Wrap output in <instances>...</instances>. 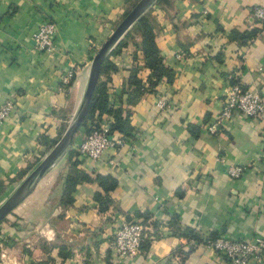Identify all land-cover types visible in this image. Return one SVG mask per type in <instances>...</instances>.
I'll return each instance as SVG.
<instances>
[{"label": "crops", "instance_id": "0c3cea01", "mask_svg": "<svg viewBox=\"0 0 264 264\" xmlns=\"http://www.w3.org/2000/svg\"><path fill=\"white\" fill-rule=\"evenodd\" d=\"M133 1L0 0V103L14 102L0 125V204L62 136L80 104L92 57ZM261 5L264 0H162L148 8L173 80L163 78L153 91L126 101L122 88L137 64L134 42L141 39L124 37L132 25L120 38L126 46L106 56L116 70L101 76L109 77L110 106L128 112L131 133L115 131L124 145L93 161L79 151L85 130L78 131L0 222V264H169L176 253L187 264H225L207 238H264V116L207 132L233 81L264 98V25L253 17ZM45 22L57 28L52 51L38 49L32 39ZM251 30L255 36H241ZM181 51L184 57L177 58ZM69 70L75 80L66 86L61 77ZM148 75L147 68L138 72L144 83ZM159 98L167 103L163 111L156 107ZM73 161L89 180L77 184L72 201L62 206ZM233 165L245 168L238 178L227 173ZM97 174L112 176L116 186L105 192ZM96 192L111 201L104 211ZM131 220L146 226L141 249L119 259L110 242ZM185 229L203 242L183 236ZM249 264H264V251Z\"/></svg>", "mask_w": 264, "mask_h": 264}, {"label": "built area", "instance_id": "2783aa9c", "mask_svg": "<svg viewBox=\"0 0 264 264\" xmlns=\"http://www.w3.org/2000/svg\"><path fill=\"white\" fill-rule=\"evenodd\" d=\"M253 17L264 25V5L253 9ZM56 29L54 22H45L39 25L32 33L34 45L40 50L52 51ZM184 55L185 53L181 51L177 53L176 57L182 58ZM74 76L73 70L67 71L61 77L62 84H68ZM166 105L163 98H159L156 102V107L162 111ZM13 107L14 102L11 98L0 103V125L10 115ZM262 116H264L262 95L248 89L238 81L229 86L216 119L207 126V132L215 134L218 130L230 126L237 118L254 120ZM111 120L112 118L92 121L97 124V127L91 126V130L79 144V151L93 161H97L107 149L117 150L124 145V139L110 131ZM244 170L245 168L241 165H233L228 167L227 173L232 178H238ZM145 230L146 226L141 220L123 221L115 229L110 242V248L115 256L123 259L139 252ZM207 246L222 255L225 264H249L252 258L258 257L264 250V238L229 239L217 237L207 241ZM169 264H187V262L182 254L176 253L171 257Z\"/></svg>", "mask_w": 264, "mask_h": 264}, {"label": "trees", "instance_id": "16d2710c", "mask_svg": "<svg viewBox=\"0 0 264 264\" xmlns=\"http://www.w3.org/2000/svg\"><path fill=\"white\" fill-rule=\"evenodd\" d=\"M161 1L162 0H157V2ZM132 33L135 35H140L141 39L138 42H134L136 50L133 54V60L137 64L130 69L126 84L122 88V93L126 94V101L128 103H132L137 100L145 91H153L163 78H166L168 82H171L174 77V71L167 65H165L160 50L156 45L154 39L153 24L151 23V17L148 12H145L138 18V20L131 27V30H129L124 35V37L133 38L134 35ZM255 35L256 30H251L248 33L241 34L243 38H251ZM124 46H126V42L123 39H120L115 47L111 49V54L118 53L121 47ZM139 59L141 60V64L138 63ZM141 68H147L149 70V75L147 77L146 83L142 82V79L138 76V72ZM107 70H116V66L109 61L108 57H106L101 65L99 75L100 79L98 80L92 94L89 104V111L78 131L84 128L85 134L87 135L91 130L90 126L87 125V121L91 119L92 121H99L100 119L97 120V117H99L103 113H109L112 117V120L110 122V131H116L121 133L123 136H126L129 135L132 131L129 114L128 112H126L123 115L121 107L113 108L112 106H110L107 94V82L109 81V77L105 80L101 78L103 73L105 71L107 72ZM236 82H238V80L233 81L232 84ZM76 164V161H73L69 165V171L65 177L64 189L60 198V204L62 206H67L72 201L71 193L75 189L77 184H79L81 181L89 180V177L86 174L75 168ZM95 179L96 181H98L99 185L105 192H108L110 189L114 188L117 183L116 180L109 175L103 176L101 174H97ZM94 199L96 202H98L100 211L106 210L111 203L108 196L102 195L100 192L95 193ZM182 235L187 236L189 239H195V242H203V239H201L198 233H196L194 230L185 229ZM216 238H207L206 241L214 240ZM190 250L191 247L189 251Z\"/></svg>", "mask_w": 264, "mask_h": 264}, {"label": "water", "instance_id": "95a60500", "mask_svg": "<svg viewBox=\"0 0 264 264\" xmlns=\"http://www.w3.org/2000/svg\"><path fill=\"white\" fill-rule=\"evenodd\" d=\"M157 0H138L132 9L123 17L110 36L97 50L91 60L88 80L80 105L68 124L67 129L53 148L24 177L11 194L0 204V222L20 204L34 189L46 171L69 149L74 135L85 120L89 104L98 82L100 69L109 51L114 47L124 33L150 8Z\"/></svg>", "mask_w": 264, "mask_h": 264}, {"label": "rangeland", "instance_id": "374dc122", "mask_svg": "<svg viewBox=\"0 0 264 264\" xmlns=\"http://www.w3.org/2000/svg\"><path fill=\"white\" fill-rule=\"evenodd\" d=\"M137 1H138V0H136L135 2L133 1L134 3H133V4H132V3L130 4V6L128 7V9H127L126 13L124 14V16H125V15H126L131 9H132V7L136 4ZM124 16H123V17H124ZM122 19H123V18H122ZM122 19H121V20H122ZM151 23L153 24L152 19H151ZM115 28H116V27H115ZM115 28H113V29L111 30V33L113 32V30H114ZM111 33H110V34H111ZM110 34L108 35V37L110 36ZM108 37H107V38H108ZM107 38H106V39H107ZM106 39H105V40H106ZM104 42H105V41H104ZM104 42H103V43H104ZM103 43H102V44H103ZM101 46H102V45H101ZM101 46H100V47H101ZM96 52H97V51H96ZM109 54H111V50L109 51L108 55H109ZM105 59H106V58H105ZM109 61H110V60H109ZM107 78H108V77H106V76H103V77H102V79H104V80L107 79ZM99 79H100V78H98V80H99ZM74 80H75V76H74V78H73L68 84H66V86H70V85L72 84V82H74ZM85 88H86V87H85ZM84 91H85V90H84ZM82 96H83V95H82ZM81 99H82V98H81ZM80 102H81V101H80ZM79 105H80V104H79ZM79 105H78L77 108L75 109L76 111H77ZM76 111H75V113H76ZM75 113H74V114H75ZM97 120H99V117H97ZM70 121H71V120H70ZM96 125H97V124H94L93 122H90V129H91V126H96ZM67 127H68V125L66 126V128H64V132H65V130L67 129ZM96 127H97V126H96ZM64 132H63V133H64ZM63 133H62V135H63ZM85 136H86V134H85ZM85 136H84V137H85ZM60 138H61V137H60ZM58 140H59V139H58ZM55 144H56V143H55ZM55 144H54V145H55ZM54 145H53V146H54ZM52 148H53V147H52Z\"/></svg>", "mask_w": 264, "mask_h": 264}]
</instances>
